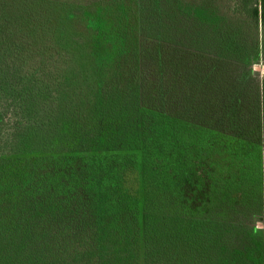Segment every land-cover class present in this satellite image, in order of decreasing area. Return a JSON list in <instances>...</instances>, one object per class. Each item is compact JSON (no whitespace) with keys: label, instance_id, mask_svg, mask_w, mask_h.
<instances>
[{"label":"trees","instance_id":"obj_1","mask_svg":"<svg viewBox=\"0 0 264 264\" xmlns=\"http://www.w3.org/2000/svg\"><path fill=\"white\" fill-rule=\"evenodd\" d=\"M78 1L0 0L1 99L31 96L27 107L43 91L60 93L24 68L23 49L46 33L64 49L52 59L68 67H46L45 76L87 86L83 109L52 140L34 127L21 153L0 156V264H180L183 252L186 263L192 254L200 264H264V230L255 226L264 222V91L249 65L258 47L235 50L221 32L229 41L218 39L224 49L210 58L174 44L153 52L135 0L84 6L79 39ZM240 2L264 29V0ZM192 14L216 24L200 7ZM234 52L245 60L229 72L224 53ZM194 183L209 191L198 209L186 195Z\"/></svg>","mask_w":264,"mask_h":264},{"label":"rangeland","instance_id":"obj_2","mask_svg":"<svg viewBox=\"0 0 264 264\" xmlns=\"http://www.w3.org/2000/svg\"><path fill=\"white\" fill-rule=\"evenodd\" d=\"M112 2V0H79L75 2V18L72 21L74 22L72 26L74 33L77 34L76 36L79 39L82 37L79 33H83L82 31H84V26L86 25L85 21L84 23L82 21L83 18L80 17L83 7L91 8V11L94 12L97 8L95 5L102 3L104 4L103 6H108L109 8L114 6V4H111ZM154 2L156 5H154ZM135 3L139 11V18L141 19L143 16L140 23V34L145 39H142V42L153 52L159 49L165 52L164 49H158L156 47L158 43L164 47H174V44L176 46L181 45V47H186L185 49H190V51L201 48L203 55L206 58H210L224 49V46L216 47L218 45V39L225 38V41L221 39L220 43L226 45L231 36L236 41L235 50L241 51L248 49L251 52L253 48L258 47L260 55H255V58L249 65L253 70V81L255 83L259 82L260 91L263 93L264 29L261 25L257 26L247 16L240 0H135ZM135 3H133L134 6ZM177 6L187 11L189 16L182 17L183 15L181 16V12L178 11ZM195 7H200L208 11L209 15L216 20V24L203 26L196 22L193 18L195 15L192 14ZM113 8L111 7V10ZM78 29L81 31H78ZM1 32L2 29H0V34ZM221 32H224L230 37H219ZM3 41H6V39L1 35L0 46L4 45ZM30 41L33 42V46L28 47L30 51L26 53L25 48L23 51L21 50L23 59L27 58V62L24 65L25 70L41 74V79L44 76V82L47 80L60 93L53 94L51 91H43L39 96L31 98V103L27 107L23 98L29 99L31 96H16L12 98L6 96V99H1V96L5 95H0V156L21 153L24 150L22 144L24 134L28 129L34 127L41 129L43 132L42 137L46 138L47 141L52 140L53 135L56 134V130L53 129L57 128L61 130L67 122L65 117L71 114L73 110L77 112L83 109L84 106L81 102L80 94L87 89L85 83L79 80L68 86L64 83V78L61 76L57 77V82L54 83L51 78H47L45 73H43L46 67H52L54 71L58 69V72L61 74L68 67L60 59L61 57L52 59L53 56L51 54L55 55L52 51L56 50L57 52H61L64 50L63 47L59 45L56 49L53 48L49 33H46V37L40 39L37 44L34 40ZM6 49L9 52L10 46L6 47ZM244 56L245 54L239 52L232 54L224 53L225 59H233L234 67H231L229 72L235 71L237 66L239 69L240 65H238V62H240L239 60L244 62ZM20 57H17L18 62L19 60L20 62L22 61ZM144 65H146L144 70H148L150 73L149 78H152L157 71L152 67V61L145 59L142 63V66ZM34 81V77L31 76L27 80V83L29 84ZM32 101L35 103H32ZM35 145L40 146V143ZM208 192L207 185L202 186V188H198L195 183L191 187L187 186L186 195L190 206L194 209L201 207ZM255 226L259 230H264L263 221L259 220ZM158 250H161V244H158ZM168 252V256L177 255L173 253V249H169ZM208 255L213 260L215 255L216 257L218 256V253L216 250H211L208 251ZM176 257L180 261V264H200V260L197 261L195 257H192V254L187 263L183 260L186 258L184 252L178 253ZM205 260L206 257L203 258V262Z\"/></svg>","mask_w":264,"mask_h":264}]
</instances>
